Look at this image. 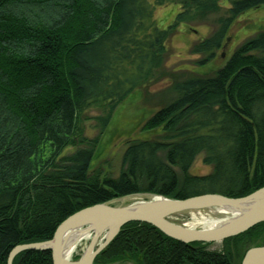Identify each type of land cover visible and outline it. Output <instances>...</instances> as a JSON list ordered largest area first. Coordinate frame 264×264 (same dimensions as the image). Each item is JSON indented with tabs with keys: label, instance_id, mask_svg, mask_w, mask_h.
Listing matches in <instances>:
<instances>
[{
	"label": "trees",
	"instance_id": "obj_1",
	"mask_svg": "<svg viewBox=\"0 0 264 264\" xmlns=\"http://www.w3.org/2000/svg\"><path fill=\"white\" fill-rule=\"evenodd\" d=\"M218 1L181 0L162 29L154 10L175 0H0V264L15 246L51 239L65 218L97 203L136 193L238 198L264 186V30L209 74L170 75L169 100L142 126L160 135L131 141L118 176L90 171L97 139L84 135L87 112L101 111L103 129L133 89L167 77V37ZM262 5L231 0L229 16L193 45L203 54L196 62L214 60L233 21ZM199 153L212 169L194 176ZM211 244L130 222L94 263L240 264L247 249L264 245V222L223 240L220 250ZM12 264H52L51 252L22 251Z\"/></svg>",
	"mask_w": 264,
	"mask_h": 264
},
{
	"label": "rangeland",
	"instance_id": "obj_2",
	"mask_svg": "<svg viewBox=\"0 0 264 264\" xmlns=\"http://www.w3.org/2000/svg\"><path fill=\"white\" fill-rule=\"evenodd\" d=\"M175 1L177 2L166 3L155 8L154 16L158 27L168 28L173 23L176 14L182 10L181 3H179L181 0ZM230 7L231 0H219L217 9L209 12L203 19L177 24L165 41V61L162 72L166 73L165 76L167 77L133 89L116 106L105 128L101 129L96 119L102 114L100 110L90 109L87 112V119L83 121L84 135L88 139H97L94 156L90 163V171L100 169L106 175L118 176L121 170L122 156L131 141L154 139L160 135L161 132L158 129L144 131L142 126L160 106L169 100L170 75L171 78L181 79L196 74H209L221 67L238 45L256 32L264 30V5L240 14L227 30L223 44L216 51L214 60L204 66L199 65L196 61L202 59L203 54H193L191 51L193 45L209 37L218 29L220 22L229 16ZM74 150L75 148L67 149L65 154L72 153ZM203 158V153H199L194 158L189 168L191 175L203 176L211 172V165L205 164ZM148 194L151 195V193L126 195L114 199L112 203L124 205L132 200L144 199ZM215 213L209 210L189 211L172 215L170 220L179 225L200 229L204 227L203 219L219 218ZM101 240L103 237L98 238L94 248L100 244ZM90 242V238L81 241L70 258L75 260L77 257L76 259H78L87 250ZM208 248L220 250L221 244L212 243ZM241 254L242 250L239 252L240 256ZM109 264L138 263L126 259Z\"/></svg>",
	"mask_w": 264,
	"mask_h": 264
},
{
	"label": "water",
	"instance_id": "obj_3",
	"mask_svg": "<svg viewBox=\"0 0 264 264\" xmlns=\"http://www.w3.org/2000/svg\"><path fill=\"white\" fill-rule=\"evenodd\" d=\"M151 196L153 194H148L145 198ZM155 196L158 197V200L148 204H138L137 202H140V200L135 201L137 205H134V203L116 205L112 201H108L84 207L65 218L57 226L51 239L15 246L8 254L7 264H12L15 255L28 250H49L52 264H95V257L112 241L120 228L130 222L151 224L165 235L184 243H220L264 222V186L238 198L227 197L218 193H204L184 199L167 198L162 195ZM259 196V200L247 209L243 215L215 229L189 228L170 220L172 215L189 211L243 209L246 202ZM83 227H97L100 230H107L108 234L96 248H94V240H91L89 244L91 253L88 256L83 253L75 260L65 258L62 253L64 235L74 229ZM240 264H264V245L249 248Z\"/></svg>",
	"mask_w": 264,
	"mask_h": 264
},
{
	"label": "bare ground",
	"instance_id": "obj_4",
	"mask_svg": "<svg viewBox=\"0 0 264 264\" xmlns=\"http://www.w3.org/2000/svg\"><path fill=\"white\" fill-rule=\"evenodd\" d=\"M259 197H255L254 199L248 201L245 203V206L243 207V209H227V210H212V212H216L215 214H217L219 216V218L216 219H203L204 222V228H208V229H215L217 227H222L228 223H230V221L240 217L241 215H243V213L246 212L247 209H249L250 207H252L258 200ZM158 200V197L153 195L150 198H144V199H140L139 203H153L152 201ZM138 201V200H137ZM134 203V205H137V203H135V200H132L130 203L131 204ZM108 234L107 230H100V228L97 227H83V228H77L74 229L68 233H66L63 237V242H62V253L63 256L67 259H70L72 253L75 251L77 245L83 241L84 239H88L90 238V241L94 240L93 244L95 245V243L97 242L99 237H106V235ZM103 240L100 241V243L103 242ZM90 247L87 249V251L84 252V255L88 256L91 252Z\"/></svg>",
	"mask_w": 264,
	"mask_h": 264
}]
</instances>
